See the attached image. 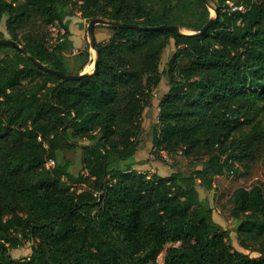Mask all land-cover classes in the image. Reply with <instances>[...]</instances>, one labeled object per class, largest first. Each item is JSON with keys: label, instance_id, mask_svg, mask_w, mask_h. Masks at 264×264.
<instances>
[{"label": "trees", "instance_id": "16d2710c", "mask_svg": "<svg viewBox=\"0 0 264 264\" xmlns=\"http://www.w3.org/2000/svg\"><path fill=\"white\" fill-rule=\"evenodd\" d=\"M215 1L216 21L194 34L180 30L209 19L202 0H0L10 39L64 73V18L74 12L179 27H107L109 38L95 44L97 72L78 80L62 81L0 44L10 49L0 57V264H264L261 186L236 188L228 200L240 246L257 256L229 243L197 189L215 175H238L264 142V0ZM55 23L64 40L52 45ZM161 75L168 89L151 153L179 154L192 169L149 176L134 168L137 138ZM74 146L78 172L61 154ZM29 239L30 255L12 258L9 250Z\"/></svg>", "mask_w": 264, "mask_h": 264}, {"label": "rangeland", "instance_id": "374dc122", "mask_svg": "<svg viewBox=\"0 0 264 264\" xmlns=\"http://www.w3.org/2000/svg\"><path fill=\"white\" fill-rule=\"evenodd\" d=\"M209 12L210 16H214V12L211 8L215 6V0H209ZM79 12H74L72 15H68L65 20L70 19L72 23L75 24L76 31H80L83 44L82 46L74 47L72 44L66 43L61 51V58L64 62L66 69H71V66H75L80 63L86 64V69L89 72L92 71V63L96 57L94 49L89 45L88 38L85 33V27L87 20H79ZM58 25V24H57ZM61 27V26H60ZM0 31L2 32V37L10 39V36L4 28L3 20L0 21ZM183 33H192L193 31L181 29ZM53 32V36L57 38V33ZM111 31L107 26L98 24L94 27V36L96 42L104 41L109 38ZM77 49L76 54H72V50ZM174 46L170 43L166 46L160 53L158 70L162 71L166 65L167 60L174 52ZM10 53V49L0 50V57H3ZM182 61L181 64H184ZM69 72V71H68ZM72 73V72H69ZM168 89V80L166 76L161 75V81L159 85L153 90L152 97L149 101V105L144 109L140 116V132L137 138L138 142V163L134 165V168L138 171L144 172L151 176L152 174H157L159 176L168 175L173 169L180 170L184 173H188L192 167L187 163V161L182 158L179 154L170 155L167 159L162 156H156L151 153V131L152 125L157 122L158 110L157 104L160 98L166 94ZM77 144H85L86 140H74ZM62 157L69 161V169L72 172L81 171V157L82 151L79 146H74L70 149H64L61 151ZM238 166V175L234 174H223L215 175L211 178V182L205 180L198 184V194L199 197L211 208L212 218L216 221L223 229L228 233V241L235 248L249 256H257V253L251 250L243 249L240 246L237 233L235 231V221L228 214L230 203L229 198L231 197L233 191L236 188L243 187L249 188L254 184H259L262 188L264 195V142L260 143L254 153L252 159L247 162V168L244 169L242 166ZM34 240H23L19 247L9 250V254L12 258L22 259L26 258L31 253V248ZM163 252L157 257L159 263H162Z\"/></svg>", "mask_w": 264, "mask_h": 264}, {"label": "water", "instance_id": "95a60500", "mask_svg": "<svg viewBox=\"0 0 264 264\" xmlns=\"http://www.w3.org/2000/svg\"><path fill=\"white\" fill-rule=\"evenodd\" d=\"M208 8L209 6V0H202ZM214 12V16H210L209 19L203 24L199 29L193 31L192 33L194 34H203L209 27H211L214 22L216 21V18L218 16L219 8L218 6H214L211 8ZM98 24L110 27V28H121V29H127V28H133V29H139V30H150V29H161V30H167L173 33L179 32V27L177 25H159V26H154V27H149V26H139L137 24L133 23H121V22H115V21H109L103 18H93L89 20L86 24L85 27V33L89 41V45L92 49H94L96 57L93 60L92 63V71L91 72H82L78 74H73V73H64L61 72L57 69L51 68L37 59H35L33 56L29 55L26 53V51L16 44L13 40L7 39V38H0V44L5 45L11 48L16 49L20 55L25 57L29 62H31L33 65H35L38 69L47 72L57 78H59L62 81H67V80H78L81 77L85 75H90L94 74L97 72V66H98V58H97V50L95 48L96 40L94 36V27Z\"/></svg>", "mask_w": 264, "mask_h": 264}, {"label": "crops", "instance_id": "0c3cea01", "mask_svg": "<svg viewBox=\"0 0 264 264\" xmlns=\"http://www.w3.org/2000/svg\"><path fill=\"white\" fill-rule=\"evenodd\" d=\"M66 17H65V19H66ZM79 20L84 21V19L80 18V17H79ZM65 21H66L65 26H66L67 31H68V33H67L68 40H70L71 44L74 47L82 46L83 40H82V36L80 34L81 32L76 31L77 33L75 34V32H74V30L76 29L75 24L72 23V21L70 19H67ZM73 50H76V52H78L77 49H73ZM71 67L72 68L67 69V71L72 72L73 74H78V73H82V72H88L89 73V70L86 69V64H84V63H80V64H77V65L71 66ZM157 110H158V108H157ZM161 176H163V175H161Z\"/></svg>", "mask_w": 264, "mask_h": 264}, {"label": "built area", "instance_id": "2783aa9c", "mask_svg": "<svg viewBox=\"0 0 264 264\" xmlns=\"http://www.w3.org/2000/svg\"><path fill=\"white\" fill-rule=\"evenodd\" d=\"M231 5V4H230ZM239 9H242V7H239ZM50 30H51V34H52V45H55V44H58L59 42H62L64 40V30L62 27H60L59 25H57L56 23L53 24L51 27H50ZM52 31H55V33H57V38H55V36H53V32ZM76 53V50H72V54H75ZM160 155L167 159V154L164 152V151H160ZM52 163V161H49L46 163V165H50Z\"/></svg>", "mask_w": 264, "mask_h": 264}]
</instances>
